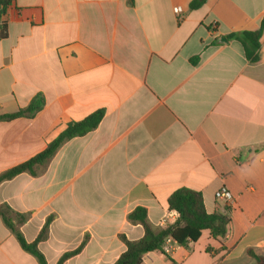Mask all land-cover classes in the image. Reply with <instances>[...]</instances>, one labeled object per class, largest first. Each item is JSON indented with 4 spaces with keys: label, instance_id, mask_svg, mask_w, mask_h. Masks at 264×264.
Masks as SVG:
<instances>
[{
    "label": "crops",
    "instance_id": "obj_1",
    "mask_svg": "<svg viewBox=\"0 0 264 264\" xmlns=\"http://www.w3.org/2000/svg\"><path fill=\"white\" fill-rule=\"evenodd\" d=\"M10 0L0 23V116L41 94L32 117L0 120V175L97 110L98 126L66 141L31 175L0 183V205L47 264H112L143 228L177 219L168 197L200 193L208 214L229 218L224 238L202 231L141 264H255L264 253V31L250 63L228 35L254 31L264 0ZM175 8L180 12L175 13ZM224 37L227 43H218ZM226 188L228 206L215 199ZM209 248V252L206 249ZM0 264H38L0 218Z\"/></svg>",
    "mask_w": 264,
    "mask_h": 264
},
{
    "label": "trees",
    "instance_id": "obj_2",
    "mask_svg": "<svg viewBox=\"0 0 264 264\" xmlns=\"http://www.w3.org/2000/svg\"><path fill=\"white\" fill-rule=\"evenodd\" d=\"M205 0H193L190 8L195 9L203 4ZM10 4V0H0V17L5 14L6 7ZM264 31V19L260 26L254 31H242L227 36L229 40L237 41L243 50L245 58L250 63L258 60L259 40ZM5 37V25L0 23V39ZM44 105V99L41 94H37L24 109L10 115L0 116V120H11L17 117H32L38 113ZM104 115L103 110H97L83 120L67 124L65 129L47 146L43 151L18 164L0 175V183L9 180L14 176L27 172L31 175L35 174L38 166L47 164L54 156L56 151L66 142L75 137H81L93 131L100 123ZM167 208L177 214V219L172 224H166L163 228L154 229L147 221L146 210L143 207H136L129 215L128 220L131 223L139 224L143 228V236L136 241H128L124 236H120V240L125 245V250L120 254L117 260L112 264H141L145 254L163 251V244L167 238L172 243L183 248H189L190 244L195 243L202 231H208L212 238H224L227 233L229 218L225 214L213 213L208 214L203 205L200 193L185 188L174 191L167 199ZM0 218L6 228L16 238L21 249L32 255L38 264H47L44 256L37 248V243L47 236V230L51 217H49L41 228L36 239L28 243L24 239L18 226L27 219L25 214H20L12 210L8 205H0ZM83 245V244H82ZM78 247L72 252L65 253L60 257L57 264L63 262L69 257L78 253L81 248ZM209 252V248L206 249ZM168 259V254L164 253ZM248 255L255 260V264H264V253L258 255L249 250Z\"/></svg>",
    "mask_w": 264,
    "mask_h": 264
},
{
    "label": "built area",
    "instance_id": "obj_3",
    "mask_svg": "<svg viewBox=\"0 0 264 264\" xmlns=\"http://www.w3.org/2000/svg\"><path fill=\"white\" fill-rule=\"evenodd\" d=\"M180 10L178 8H175V13L178 14ZM215 199L218 201L225 202L228 206L232 202V194L226 189V188H220L215 192ZM172 241L170 238H167L165 240V243L163 244V251L164 253L168 254L170 252V248L172 245Z\"/></svg>",
    "mask_w": 264,
    "mask_h": 264
},
{
    "label": "water",
    "instance_id": "obj_4",
    "mask_svg": "<svg viewBox=\"0 0 264 264\" xmlns=\"http://www.w3.org/2000/svg\"><path fill=\"white\" fill-rule=\"evenodd\" d=\"M217 42H218V43H227V41H226V39H225L224 37H219V38L217 39Z\"/></svg>",
    "mask_w": 264,
    "mask_h": 264
}]
</instances>
